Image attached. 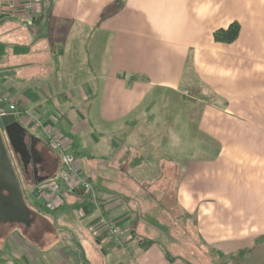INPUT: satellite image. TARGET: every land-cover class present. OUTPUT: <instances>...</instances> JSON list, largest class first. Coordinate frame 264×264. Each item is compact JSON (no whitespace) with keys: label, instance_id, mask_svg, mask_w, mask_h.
<instances>
[{"label":"crops","instance_id":"0c3cea01","mask_svg":"<svg viewBox=\"0 0 264 264\" xmlns=\"http://www.w3.org/2000/svg\"><path fill=\"white\" fill-rule=\"evenodd\" d=\"M35 9L32 23L0 18V100L21 111L35 149L51 150L54 163L40 177L59 165L42 127L71 138L77 164L83 171L90 164L98 206L80 191L66 192L54 210L34 200L49 212L76 207L104 264H192L183 255L167 259L169 238L150 240L149 222L133 219L141 214L131 193L162 197L160 185L175 178L174 200L195 217L204 247L223 254L257 248L264 237V0H38ZM233 21L237 38L215 41L212 32ZM168 94L200 106L190 141L157 139ZM107 182L125 185L117 191ZM99 211L123 236L136 229L135 244L122 248L108 238ZM30 227L0 224V264H84L60 225Z\"/></svg>","mask_w":264,"mask_h":264},{"label":"rangeland","instance_id":"374dc122","mask_svg":"<svg viewBox=\"0 0 264 264\" xmlns=\"http://www.w3.org/2000/svg\"><path fill=\"white\" fill-rule=\"evenodd\" d=\"M168 95L162 108L164 119L156 126L159 130H161V132H163V135H158L157 139L162 143L165 138L164 134H170L173 140V137L176 139H181L183 137L182 139L186 141L192 140V138L196 135L195 123L198 118L197 112L198 109H200V106L184 102L182 98L176 97L174 94ZM186 127H189L188 132H186ZM146 130L150 132V128ZM182 131L185 135H179ZM161 132L160 134H162ZM148 137L151 139L156 138V136L153 137V135ZM177 143L179 142L176 141V143L172 145L177 146ZM36 151L38 155L42 157L39 167L43 170H47V172L50 171V166L54 163L53 158L50 155L51 150L46 146H42L36 149ZM84 164L83 168L87 171H84V173L87 176L88 174H92L89 169L90 164L87 163V160H85ZM104 164V162H97V165H100L102 169L105 168ZM15 172L20 187L24 191L23 197L31 207L32 216L34 217L33 223H30V229L26 230V232L31 233L34 230V226L37 224L60 225V229H64L63 233L69 238V240L67 239V242L69 244H75V241L77 242L81 250L84 264H104L105 261L100 254V252H102V248L98 246L95 242L96 240L91 238L90 231L85 230L83 226H81L76 207L74 208L72 206H68L67 203L65 209L63 208L64 210L55 212L47 211L43 206H40L38 200H34L31 186L32 179L24 174L23 170L18 166V162H16L15 165ZM173 175H175V173H173ZM127 176L128 178L130 177V175ZM170 176L171 174H169V177ZM169 181H173L174 183L175 178H169ZM131 182L133 189H136L139 185L138 182L134 179H132ZM173 183H169L167 186L166 184L163 186L160 185L159 193L161 192V189H163V191H167V193L165 192L162 194V197L158 196V198H155L153 195V199L146 201L145 199H140L143 194L134 192L129 195L131 197L130 203L140 207L139 211L141 216H137V214L136 216H133V219H137L139 221L140 218L145 222H149L146 226L148 233H146L145 236L147 238L153 240L156 236H158V240H163L161 237L163 236L166 240L167 236L174 245V248L172 245V247L170 246L168 250L171 253L174 252L182 254L187 260L192 262V264H264V237H259V242L256 244L258 246L257 248H248L244 252H235L233 254H219L213 248L204 247L202 243H200L201 239L196 232L195 217L181 211L174 200L173 188L175 187V184ZM124 185L122 183H104L105 188L109 189L111 187L117 191L123 190ZM141 204H144V207H142ZM36 214L43 216L41 217L40 222H38L37 219L39 216ZM0 224L11 227L20 225L18 222H0ZM125 232L124 236L121 233L123 237L119 241L122 248H125L129 245V243L135 244L132 239L133 236L131 231L126 229ZM137 239L139 238L137 237ZM167 243L170 242H164V244Z\"/></svg>","mask_w":264,"mask_h":264},{"label":"built area","instance_id":"2783aa9c","mask_svg":"<svg viewBox=\"0 0 264 264\" xmlns=\"http://www.w3.org/2000/svg\"><path fill=\"white\" fill-rule=\"evenodd\" d=\"M37 2L38 0H4L3 7L0 10V18H17L24 23H32L37 19V11L35 9ZM11 106L13 107V105ZM1 114L2 112H0ZM21 115L23 114L21 113ZM29 121L35 128L41 126L40 122L32 116ZM42 128L47 144L58 153L59 169L54 175L33 184L32 196L42 200L46 209L54 210L61 205L63 195L66 192L80 191L97 207L98 200L95 187L89 176L84 173L76 162L71 138L54 130L52 127ZM99 214L106 236L119 242L123 236L116 225V220L100 211Z\"/></svg>","mask_w":264,"mask_h":264},{"label":"water","instance_id":"95a60500","mask_svg":"<svg viewBox=\"0 0 264 264\" xmlns=\"http://www.w3.org/2000/svg\"><path fill=\"white\" fill-rule=\"evenodd\" d=\"M0 222H18L29 226L32 218L27 206L23 190L20 187L11 157L3 142L1 131L4 132L10 148L21 169H25L29 158H32L34 171L40 157L35 149L33 136L19 122L21 112L5 101L0 100ZM27 135L30 143L27 144ZM47 176L38 177L32 183L46 179Z\"/></svg>","mask_w":264,"mask_h":264},{"label":"trees","instance_id":"16d2710c","mask_svg":"<svg viewBox=\"0 0 264 264\" xmlns=\"http://www.w3.org/2000/svg\"><path fill=\"white\" fill-rule=\"evenodd\" d=\"M239 31H240V25H239V23L237 21H233L230 24H228L227 27H222V28L215 29L212 32V36H213V39L215 41L229 43V42L234 41L237 38V36L239 35ZM58 169H59V165H58L57 170ZM24 200H25V198H24ZM25 202H26V200H25ZM26 204H27V206L30 209V216H31V218L33 220L32 212H31V207L29 206V204L27 202H26ZM132 231H133L132 236L136 235V229L133 228ZM140 240L142 241V238L141 237H139V239L137 241L140 242ZM149 244H152V242L151 241L143 242L142 247L143 248H146ZM168 249H169V247L164 249L165 256L167 257V259L174 260V258H177L179 256H182V254H180V253H174V252L171 253ZM218 253L221 254L220 252H218ZM186 264H188V263H186Z\"/></svg>","mask_w":264,"mask_h":264},{"label":"flooded vegetation","instance_id":"af4514ba","mask_svg":"<svg viewBox=\"0 0 264 264\" xmlns=\"http://www.w3.org/2000/svg\"><path fill=\"white\" fill-rule=\"evenodd\" d=\"M1 134H2V136H3V142H4V144H5V147L7 148V151H8V153H9L10 157H11V161H12L13 166H14V168H15V165H16V162H17V161H16V158H15V156H14V154H13L11 148H10V145H9V143H8V140H7V138H6L5 134H4V132L1 131ZM26 140H27V144H29V143H30V140H29L28 137H27ZM18 166H19V164H18ZM19 167H20V166H19ZM22 170H23L24 174H25L26 176L30 177L32 180H33V179L36 180L38 177H40V175H39V172H40L39 163L36 164V167H35V170H36V171H34V166H33L32 158H31V157L29 158V162H28L26 168H25V169H22Z\"/></svg>","mask_w":264,"mask_h":264}]
</instances>
